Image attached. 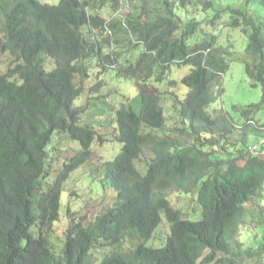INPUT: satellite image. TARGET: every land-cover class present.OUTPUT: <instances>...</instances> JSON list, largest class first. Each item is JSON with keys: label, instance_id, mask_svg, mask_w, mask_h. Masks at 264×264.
I'll return each mask as SVG.
<instances>
[{"label": "trees", "instance_id": "trees-1", "mask_svg": "<svg viewBox=\"0 0 264 264\" xmlns=\"http://www.w3.org/2000/svg\"><path fill=\"white\" fill-rule=\"evenodd\" d=\"M214 1L0 0V56L10 58L0 74V264H263L264 236L252 249L240 232L264 228L258 204L264 160L247 151L264 138V126L253 125L264 106V38L252 16L232 11L230 25L242 27L248 38L246 75L262 96L240 111V126L222 111L209 112L223 93L228 53L216 48L217 36L189 46L200 24L179 12L205 13ZM244 1L248 6L253 0ZM137 4L140 12H131ZM105 9L119 13L105 20L99 15ZM140 48L135 62L122 66V55ZM185 68L188 73L176 80ZM110 71L134 82L138 94L119 103L110 119L121 148L103 169L115 203L88 221L89 212H62L61 195L90 160L92 144L105 142L82 119L90 101L104 98ZM178 86L187 89L183 100L174 91ZM84 92L85 105L75 107ZM168 101L177 127L167 128ZM55 133L80 150L53 176L47 146ZM172 190L195 196L198 220L170 205ZM162 218L169 228L166 244L147 248ZM61 225L58 253L50 238ZM128 241L137 244L123 252ZM97 249L109 253L98 259Z\"/></svg>", "mask_w": 264, "mask_h": 264}, {"label": "rangeland", "instance_id": "rangeland-1", "mask_svg": "<svg viewBox=\"0 0 264 264\" xmlns=\"http://www.w3.org/2000/svg\"><path fill=\"white\" fill-rule=\"evenodd\" d=\"M43 4L57 5L59 0H40ZM140 4L131 8V12L139 13ZM239 10L248 16H252L255 24L262 30L264 38V9L259 0H253L248 6L244 0H215L212 9L207 12H196L193 8H187L185 11H180L184 21L194 20L199 22L200 27L195 35L189 40L188 45L192 46L194 43H199L210 39L211 36H217L216 48L226 51V61L229 64L228 72L222 76L223 93L221 97L211 105L209 112L218 110L225 113L231 121L237 126L242 124L240 118V111L244 110L250 105H256L260 102L262 96V89L260 86L253 87L252 82L248 79L245 72L246 61L249 57L246 53L248 45V38L242 32V27L231 26L232 11ZM124 12V11H123ZM121 12V15H123ZM119 13V12H118ZM109 10L100 11L99 15L105 20H110L114 16ZM177 13V10H176ZM143 52V48L125 53V56L120 60L122 66L126 67L125 61L134 63L139 54ZM10 58L7 55L0 56V74L4 73L7 68V63ZM50 63L46 62V69H49ZM188 68L183 69L175 75L176 80L187 74ZM103 80L105 86L101 92L104 96L101 102L90 101L89 113L82 119V124L91 125L99 134L103 135L104 144L94 142L91 146L90 160L76 172H74L67 182L63 185V192L61 195L62 212L74 213L76 215H83L89 212L88 221H90L97 214L103 213L105 210L113 207L115 203L114 195L110 189L109 184L106 185L104 181L103 164L105 162L113 161L114 157L119 154L121 146L113 141L112 127L110 119L113 117L114 111L117 109L119 103H126L127 100L134 98L138 93L134 86V82L126 79L118 78L115 71H110L105 74ZM152 88H157L159 92L164 90V86L152 84ZM176 93H182L181 100L185 97L187 89L179 86L174 89ZM179 91V92H178ZM86 92L79 97L75 102V107L84 106L86 102ZM172 106V102H164L163 107L167 111V128L177 127V121L172 119L168 109ZM255 122L264 126V106L255 114ZM237 135V132L236 134ZM254 138H252L253 140ZM251 140V141H252ZM257 141H253L254 144ZM49 158L52 159L51 169L53 176H56L62 169V165L68 163L72 157H75L80 148L75 141L67 139L61 135L60 139L57 133L53 135L50 144L47 146ZM54 150V153H51ZM51 151V152H50ZM264 160V156L261 157ZM139 168V166L137 165ZM143 172L142 168H139ZM73 193V195H69ZM168 200L170 205L180 210L184 217L188 220L195 221L200 217V208L195 202V196H187L177 191L168 192ZM258 204L264 207V191L262 197L258 199ZM162 223L153 234L152 239L146 243V247L158 249L166 244V239L169 235V228L164 218ZM62 221H64L62 219ZM65 226V225H64ZM62 225L58 229L59 232L50 238L51 244L54 246L56 252H60L63 246V241L60 239L61 231L64 229ZM62 229V230H61ZM264 236V228L249 229L242 228L240 232V240L247 248L255 249L262 243ZM134 243H125L122 246V251L125 252L131 248ZM102 258L109 253L106 249H97L94 251ZM93 254V253H92ZM99 264V262H97ZM264 264V260H263Z\"/></svg>", "mask_w": 264, "mask_h": 264}, {"label": "clouds", "instance_id": "clouds-1", "mask_svg": "<svg viewBox=\"0 0 264 264\" xmlns=\"http://www.w3.org/2000/svg\"><path fill=\"white\" fill-rule=\"evenodd\" d=\"M253 125H257V126H261L260 124H258V123H256L255 122V124H253ZM263 130H264V128H263ZM253 141H257L256 143H254V144H250L249 145V147H248V149H247V151L251 154V155H254V156H260V157H262V156H264V138H260V139H258V140H253ZM253 141H252V143H253ZM69 163V162H68ZM149 242V241H148ZM128 243H134L135 245H133L134 247L136 246V244H137V242H130V241H128ZM132 246V247H133ZM145 246H146V244H145ZM148 248V247H147ZM151 249V248H150Z\"/></svg>", "mask_w": 264, "mask_h": 264}]
</instances>
